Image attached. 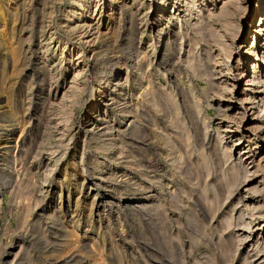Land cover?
Returning <instances> with one entry per match:
<instances>
[{"label":"bare ground","instance_id":"1","mask_svg":"<svg viewBox=\"0 0 264 264\" xmlns=\"http://www.w3.org/2000/svg\"><path fill=\"white\" fill-rule=\"evenodd\" d=\"M48 2L59 0H0V192L15 189V195L24 196L29 187L16 179L5 189L3 182L14 175L11 151L23 146L27 125L11 112L15 78L25 57L23 40L15 43L14 35L24 30V20L31 22L36 15L41 30L35 61L54 79L40 86H47L52 100L43 111L44 130L56 134V141L64 136L75 139L69 153L72 162H63L55 179L58 208L53 206L49 213L41 209L27 222L30 196L21 197L24 223L19 229L28 228L50 264H79L81 251L92 264L99 256L95 244L90 240L79 246L74 234L84 211L88 223L112 207L128 208L141 221L164 216L166 209L182 210L183 196L190 195L208 227L204 235L211 236L201 264H231L253 232L257 239L241 264H264V0H69L59 16L64 35L59 37L48 28ZM242 81L245 87L239 92ZM83 99L84 119L72 128V110ZM209 110L220 116L214 129ZM127 120L129 125L123 127ZM158 121L164 125L158 128ZM16 130L19 136L13 142ZM54 148L45 145L48 174L60 158L52 163ZM86 149L96 155L86 158ZM119 172L138 178L129 184L131 175L119 186L114 180ZM32 175L33 184L50 183L44 173L42 178ZM42 187L37 186V192ZM164 189L171 200L164 198ZM61 190L67 194L64 208ZM90 193L91 202L83 204L81 199ZM235 194L237 202L223 212L224 203ZM68 214L70 221L61 224ZM212 221L218 222L212 227ZM51 224L57 229L51 232L53 238L46 231ZM238 231L245 235H236ZM30 254L25 247L16 263L29 262Z\"/></svg>","mask_w":264,"mask_h":264},{"label":"rangeland","instance_id":"2","mask_svg":"<svg viewBox=\"0 0 264 264\" xmlns=\"http://www.w3.org/2000/svg\"><path fill=\"white\" fill-rule=\"evenodd\" d=\"M68 2L69 0H59V2H55V3L48 2L47 4L48 12L51 11L50 13L51 16L49 15V17L46 20L48 24V28H52L51 31H54L55 29L57 31L56 34L58 37L63 35V30H59L58 27H60L59 21L62 20L60 19V17L62 18V12L68 6ZM31 20H30L31 22H29V20L28 21L24 20L25 24L29 22L26 25L23 22L24 24L23 26L26 29L24 28L23 31H21L20 33L16 32L14 35L15 43H17L18 40L20 39L23 40L21 42V45L23 49H25V57H23V59H21L22 61H20L19 63L20 71H18V75L15 78L16 80L13 87L14 98L12 101L11 112L12 113L14 112L13 115L17 113L19 120L23 119L21 121L23 126L26 125V123L27 125L24 126V130H23V143H22L23 146L20 147V144H18L19 147L11 151L12 152L11 156L14 159L12 160V163L10 165V170L14 175H11L10 179L5 180L3 182L4 184L3 188L5 187V189H7L9 186L14 185L16 179H17L16 181L24 180L25 182H27L30 188L28 187V189L25 192L27 194L25 195L30 196L29 204L30 207H32V213L31 216L26 219L27 222H32L35 213H39L41 209H45L44 212L49 213V211L50 212L52 211L53 206L56 207L55 209L58 208V204H59L58 196L60 193L57 185V181L59 178L58 171L61 167H63L62 166L63 162L66 161L67 164H70L72 162V160L69 158V153L71 152V149L75 142L74 138L67 140L68 138L66 136H64L61 141H56L58 140L57 136H55L56 134L47 133V132L45 133L44 130L45 122L43 118V113L45 112V110L46 111L48 110L47 100L48 99L51 100V98L47 95V89H46L47 86H45V88H42L40 86L42 83L45 82L47 85L48 84L47 82L49 80L53 81L54 79L52 75L50 77L48 76L49 74L46 75L47 72L42 71L43 68L41 67L40 64H36L35 61L36 57L40 56L39 54L40 45L38 47L39 42L37 39L39 32L41 30V28H39L40 24H38L40 23V18L38 15H36L33 16ZM255 22L254 24L258 23L257 20ZM93 23H95V21H93L91 24ZM100 23L101 21L98 22V24ZM48 35L49 32L46 33V36ZM15 36H16V40H15ZM15 45L16 44H14L13 46ZM51 46H52L51 49L55 48L53 44H51L50 47ZM85 54H87V52H85ZM54 61L56 60H54L53 58V62ZM9 71H10V67L8 66L6 69L7 74L10 73ZM44 73L46 76L44 75ZM39 74L41 75L39 76ZM184 82L186 83V79L184 80ZM242 83H240L237 86V90L239 92L242 91V88L245 87L244 86L245 81H242ZM51 87L53 88V86ZM201 87H203V85H201ZM18 92L21 93V95L18 94ZM260 95L263 98L264 92L260 93ZM235 96L236 97L238 96L239 98L240 94H236ZM0 99H1L0 105H2L4 103V100H2L1 97ZM84 102L85 101L83 99V101L78 104V107L77 105H75L76 107L74 106L69 121L70 127L72 128L73 127L77 128V126L79 127L80 124L79 122L84 119L83 110L85 109V104H86V103L84 104ZM14 103L16 106L13 105ZM15 107L16 108L18 107L19 109L17 108L16 110ZM25 110L26 112H24ZM17 114L14 115V117L17 116ZM209 115H210L209 120H211V124H212V125L210 124V126L214 129L216 128L215 126V124L217 123L216 119L219 118L220 116L215 110H209ZM29 121L31 123H29ZM128 121L129 120L125 122L123 127H127L129 125ZM158 123H159V125H157L158 128L159 126L161 127L162 125H164L161 121H158ZM0 124L2 125L3 123L0 122ZM30 129L32 132H34L33 134L31 133ZM37 129L39 132L37 131ZM35 131H37L38 134ZM38 135L41 136L38 137ZM81 135L83 136V133H81ZM213 135H215L214 132ZM13 136H14L13 142H15L19 136V130H16ZM46 140L47 143H49L50 145L52 144L55 147L54 148L55 153L53 156H51V159L52 158L54 159V160L52 159L53 160L52 163L53 162L55 163V161L60 157L59 161L56 162V166H54L53 168L51 167L52 171H50L49 174H48L49 170L47 171L48 167L47 169H45V165H46L45 163H48L47 161L48 155H46L48 154V151H45V145L47 144V143L45 144ZM81 148H82L81 146L78 147L76 152L77 155H79ZM24 149H25L24 152H26L25 154L22 152V150ZM38 152L39 153L46 152L45 155H43V159L39 158L40 156ZM95 155L96 154H94L93 150L91 149H88V152L87 149L84 151V156L85 157L87 156L86 158L88 157L92 158ZM44 157L47 160H45ZM117 169H118L117 171H121V168L117 167ZM15 171L17 173H15ZM43 173L47 177H49L48 179L50 183L47 182L44 187H42V183H40V181L38 184H33L34 179L31 178L30 175L35 174L34 176L39 175L40 176L39 178H42ZM131 175L133 176L134 179L132 181H129L128 182L129 184L137 180L138 178L137 174L135 175L129 174V177L128 176L125 177L120 172L116 173L114 177L115 183H118L119 186L124 185L123 184L124 181L126 182L127 179L131 178L132 177ZM37 186L42 187L43 191L37 192L36 189ZM169 186H171V184H169ZM177 188L178 190H180L179 182L177 183ZM14 190L12 192L6 191L7 193L4 191L0 192V264H17L18 263L17 261H19V257L21 256L22 249H24L25 247H27L31 252L30 255L32 256V258L31 260H29L30 264H34L35 262L36 264H50V262H48L49 260L46 257H44L45 251L41 249L42 245L39 242H37L36 239H34V237L30 236L28 232V228L23 229L24 228L23 227L22 229H19L21 227L20 225L24 223V221H20V220H22L23 215L21 214L24 212L23 204L21 203L25 202V200H22L23 197H25V195L24 196L15 195L13 193ZM61 191L62 192L60 199L61 202L60 207L64 208V204L67 202L66 201L67 194L64 190ZM118 191L120 192V190ZM121 192L124 191L121 190ZM163 193L165 194L164 198L166 197L165 198L166 200L168 199L171 200L170 196L167 194V189H164ZM239 193L241 194L242 191H240ZM43 195H45L44 196L45 198L41 200L40 198H42ZM93 196L94 193H90L89 196L86 197V199L82 198L81 200L83 201V204L85 205L89 204ZM185 196L186 195H184L182 198V202H183L182 210L179 211L172 209V211H169L168 209H166L164 216L163 215H160L159 217L153 216L152 219L151 217L149 219V217L145 216L143 220L141 219L140 221L138 219V216L136 217L130 214L132 212L128 211V208L120 210L121 209L120 207L119 208L112 207V209L110 210L106 209L102 217H93L91 223L87 222V218H86L87 210H86L84 211V215L82 214L79 218L80 224H78L77 226L74 225L75 227L72 224L70 226L75 228L74 234L77 235L75 237L76 240L80 241L79 246H83V244L86 243L89 245L90 240H91L90 242L93 241V243L95 244L96 252L97 253L99 252L98 253L99 256L93 258L94 263L92 264H201L199 259L201 258V254L204 252V246L208 244V242H210L211 236H209V234L204 235V233L208 231V227L202 222L201 211L196 210L197 208H195L193 204L194 197L190 195L186 197ZM237 197L238 196L235 194L231 199H228L224 203V206L222 208L223 212H227V210L229 212L230 206L233 205V203L237 202L236 200ZM19 200H21V202ZM31 204H33V206ZM68 215H66L62 223L60 222L61 224H67V222L70 221L69 219L71 218L70 215L69 216ZM221 218H222L221 216L219 217L217 216L218 221H220ZM216 223L212 221L210 223V226L213 227ZM54 227L56 228V224L54 225L51 224L50 226L48 225L46 228L48 229L46 231L48 232L50 238H53L51 235L54 236V234L56 233L57 229H55ZM67 228L69 229V227ZM204 230L206 232H204ZM51 232H53L54 234H51ZM236 235H245V233L243 234V231H238ZM256 239H257V234L256 232H253V235L250 236L249 241H246V243L241 245L239 251L235 254V257L232 259L231 264H241L242 258L244 257L243 255L246 254L247 250H249L250 245L254 243ZM78 255L83 256V259L79 262V264H90V263H86L87 261L89 262V260L86 258L83 251H81ZM29 262H27L26 260L22 261L23 264H29Z\"/></svg>","mask_w":264,"mask_h":264}]
</instances>
